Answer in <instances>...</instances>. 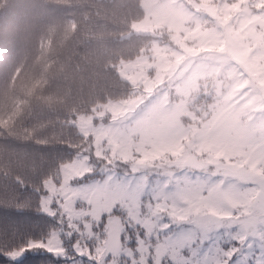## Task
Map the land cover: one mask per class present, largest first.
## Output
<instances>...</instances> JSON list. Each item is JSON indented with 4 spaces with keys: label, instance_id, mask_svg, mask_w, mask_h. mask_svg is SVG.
Listing matches in <instances>:
<instances>
[{
    "label": "rangeland",
    "instance_id": "rangeland-1",
    "mask_svg": "<svg viewBox=\"0 0 264 264\" xmlns=\"http://www.w3.org/2000/svg\"><path fill=\"white\" fill-rule=\"evenodd\" d=\"M141 6L144 17L132 23L131 32L162 36L166 28L172 46L156 39L148 53L118 64L136 93L74 120L92 149L63 164L59 181L45 179V191L55 194L100 167L169 176L180 167L182 176L207 182L215 176L191 167L204 170L205 161H214L217 166L204 170L213 172L221 157L248 163L246 155L252 164H264V0H141ZM213 86L223 90L219 99L196 106ZM202 140L206 144L194 143ZM191 144L199 158L188 151ZM227 182L235 190L234 204L258 213L254 189ZM19 255L20 250L7 254Z\"/></svg>",
    "mask_w": 264,
    "mask_h": 264
},
{
    "label": "trees",
    "instance_id": "trees-1",
    "mask_svg": "<svg viewBox=\"0 0 264 264\" xmlns=\"http://www.w3.org/2000/svg\"><path fill=\"white\" fill-rule=\"evenodd\" d=\"M143 17L141 0H0V264H52L33 258L43 255L39 249L18 261L7 256L44 239L52 227L16 212L40 215L36 193L45 192L44 180L59 181L60 167L91 148L74 124L78 116L136 93L118 64L148 53L156 39L172 46L166 28L162 36L132 33ZM214 87L195 105L218 100L223 90ZM188 151L196 155L193 144ZM245 157L248 163L221 157L213 172L204 170L214 161L191 169L254 189L264 204V164Z\"/></svg>",
    "mask_w": 264,
    "mask_h": 264
},
{
    "label": "snow or ice",
    "instance_id": "snow-or-ice-1",
    "mask_svg": "<svg viewBox=\"0 0 264 264\" xmlns=\"http://www.w3.org/2000/svg\"><path fill=\"white\" fill-rule=\"evenodd\" d=\"M36 195L40 215L16 214L52 227L10 259L39 249L52 264H264V204L236 206L220 175L100 167Z\"/></svg>",
    "mask_w": 264,
    "mask_h": 264
}]
</instances>
